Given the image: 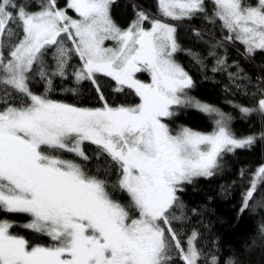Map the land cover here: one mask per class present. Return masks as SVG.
<instances>
[{"label":"snow or ice","instance_id":"6c2138e0","mask_svg":"<svg viewBox=\"0 0 264 264\" xmlns=\"http://www.w3.org/2000/svg\"><path fill=\"white\" fill-rule=\"evenodd\" d=\"M112 3L0 0V211L27 214L22 227L48 238L33 243L12 231L14 221L0 219V264H220L212 250L198 247L196 228L184 239L187 229L177 225L190 217L178 193L197 178L214 176L225 154L264 140V131L238 137L229 113L190 95L195 81L175 59L182 50L175 22L200 15L213 25L219 21L226 36L199 29L194 35L215 39L207 53L215 58L211 72L226 71L236 90L249 95L241 82L250 84V77L218 49L238 43L246 59L264 51V0H157L158 15L138 10L127 28L113 21ZM184 51L208 70L199 53ZM232 67L235 72L228 71ZM142 73L148 82L138 78ZM56 77H71L75 87L66 90L73 94L89 85L100 106L52 99ZM38 81L42 93L33 90ZM262 85L259 76L253 105L232 107L264 125ZM106 88L139 102L110 103ZM183 108L208 116L212 131L181 126L173 134L166 121ZM86 143L95 145L91 155ZM262 185L264 164L251 174L241 215ZM257 205L264 207V200ZM200 225L208 227L203 220Z\"/></svg>","mask_w":264,"mask_h":264},{"label":"trees","instance_id":"16d2710c","mask_svg":"<svg viewBox=\"0 0 264 264\" xmlns=\"http://www.w3.org/2000/svg\"><path fill=\"white\" fill-rule=\"evenodd\" d=\"M64 3L65 0H59L60 7H63ZM212 7L211 3H207L209 15H211ZM138 10H145L153 15H158L157 0H113L110 6L111 17L121 28L129 26ZM69 15L75 16V13L69 11ZM175 23L177 24V39L182 47V50L176 53L175 59L195 81V88L190 92V95L229 113L233 117L231 127L238 137L264 131V125L261 124L258 116L244 119L239 110L232 107V104L251 106L258 98L252 97L250 94L256 91L257 77L264 76V51H257L253 58L246 59L237 51V49L243 50V46L238 43L235 45L226 44L224 48L218 49L219 55H225L226 49L227 63L231 65L236 62L243 69V74L250 77V84L248 81L241 82L247 85L249 95H245L243 90L238 91L231 84L226 71L216 74L211 72V68L215 65V58H207V53L211 50V45L215 44V39L208 35L200 37L194 35L193 29H199L213 33L216 38L226 36L227 32L220 30V22L216 21L215 25L207 23L204 16L200 15L191 20L185 19ZM145 26L148 27L149 25L146 24ZM184 49H191L193 52L199 53L204 58L208 70H202L201 66L187 55ZM77 63L78 60L74 59L73 64ZM228 71L235 72L236 68H229ZM69 72H71V68ZM137 75L139 79L148 80L145 73ZM104 82L108 83V78H104ZM32 87L38 93L44 91L43 82L38 81ZM73 87L75 85L71 77L64 81L56 77L53 80V91L50 96L52 99L81 107L100 106L95 93L88 90L89 85H83L77 94L66 90ZM106 94L109 102L117 105L138 102V98L134 94L112 93L110 88H106ZM176 111L177 115L166 121L173 132L181 126L200 132L212 131L211 119L198 110L183 108ZM84 147L89 155L96 150L95 145L89 143H86ZM66 158H71V156ZM261 164H264V140H257L251 148L238 149L234 153L225 154L221 167L214 176L197 178L192 184H185L184 191L178 193L181 201L186 205V211L190 217L187 223L177 225V227L187 229L184 239L193 228H196L201 233V238L197 242L198 247H202L206 253L212 250L214 254L219 256L220 264H225L229 258L233 260V264H264V234L260 232V225L264 224V207L257 205V201L264 200V185L260 187L253 198L249 209L242 215L240 214L242 194L249 185L251 174ZM95 165L96 161L93 160L89 167L94 168ZM242 169L245 170L243 179L240 177ZM254 208L256 209L255 212H253ZM192 209H197L201 215H192ZM0 219L14 221L18 226L14 227L12 231L25 235L31 242L48 243L47 237L37 236L22 227L24 223L30 220L27 214L0 211ZM201 220H203L204 225H208L207 228L200 225ZM213 242H215V247ZM217 249L218 251H216ZM200 264H206V260H202Z\"/></svg>","mask_w":264,"mask_h":264},{"label":"rangeland","instance_id":"374dc122","mask_svg":"<svg viewBox=\"0 0 264 264\" xmlns=\"http://www.w3.org/2000/svg\"><path fill=\"white\" fill-rule=\"evenodd\" d=\"M74 17H75V16H74ZM106 46H112V42H111V41H107V42H106ZM145 74H146V76L148 77V80L145 81V82H148L150 78H149V76H148L147 73H145ZM138 102H139V101H138ZM138 102H137V103H138ZM178 130H179V129H178ZM178 130L174 131L173 134H175Z\"/></svg>","mask_w":264,"mask_h":264}]
</instances>
